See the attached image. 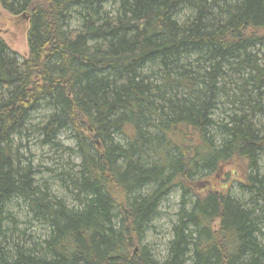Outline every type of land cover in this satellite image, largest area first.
Returning <instances> with one entry per match:
<instances>
[{"label":"trees","instance_id":"obj_1","mask_svg":"<svg viewBox=\"0 0 264 264\" xmlns=\"http://www.w3.org/2000/svg\"><path fill=\"white\" fill-rule=\"evenodd\" d=\"M0 6L28 22L25 58L0 39V264H264V0ZM67 132L79 164L58 177L75 207L19 155L29 134L70 153ZM236 160L238 193L184 185ZM176 188L159 260L147 235Z\"/></svg>","mask_w":264,"mask_h":264},{"label":"rangeland","instance_id":"obj_2","mask_svg":"<svg viewBox=\"0 0 264 264\" xmlns=\"http://www.w3.org/2000/svg\"><path fill=\"white\" fill-rule=\"evenodd\" d=\"M27 30L28 22L25 18L13 17L0 6V39L7 44L11 52L19 56V59L27 56ZM224 108L222 107L223 111L226 109ZM43 116L35 117L34 123L42 120ZM261 123L264 124V119H262ZM37 137L29 134L28 138H24L21 141L19 155H23L27 162L31 163L32 167L38 171L37 178L46 183L53 196L63 200L67 206L75 207L76 205L72 202L69 189H66L63 184V177H58L63 171L64 173L67 171V163L72 165L79 164V158L75 154L74 140L68 132L60 136L59 144L61 147L70 150V153H66L62 148L54 149L41 146ZM243 163L241 160L231 161L227 165L222 166L219 171L217 169L211 174L203 173L197 177L194 176L189 184L184 182V185L190 188L191 194L194 195L201 194L204 196L210 191H221L226 189V187L232 194L238 193V187L234 181L241 180L242 177L247 175L246 164ZM260 167L261 170H264V160L261 161ZM180 196V189L176 188L165 198L159 207L158 216L152 222L151 229L147 235L146 244L152 249L154 255L159 257V260L163 259L166 244L170 241L171 226L175 222L176 214L180 208ZM11 213L17 221L18 231H25V237L35 239L39 236V229L25 224L28 218H26L24 208L20 204L14 207Z\"/></svg>","mask_w":264,"mask_h":264}]
</instances>
